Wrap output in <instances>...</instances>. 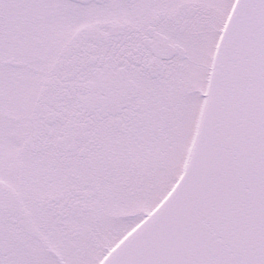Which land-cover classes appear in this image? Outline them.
Returning <instances> with one entry per match:
<instances>
[{"label": "snow or ice", "instance_id": "1", "mask_svg": "<svg viewBox=\"0 0 264 264\" xmlns=\"http://www.w3.org/2000/svg\"><path fill=\"white\" fill-rule=\"evenodd\" d=\"M0 264H264V0H0Z\"/></svg>", "mask_w": 264, "mask_h": 264}]
</instances>
